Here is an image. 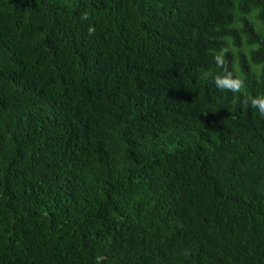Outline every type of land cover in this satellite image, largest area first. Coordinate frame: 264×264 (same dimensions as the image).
<instances>
[{
    "label": "trees",
    "instance_id": "16d2710c",
    "mask_svg": "<svg viewBox=\"0 0 264 264\" xmlns=\"http://www.w3.org/2000/svg\"><path fill=\"white\" fill-rule=\"evenodd\" d=\"M261 95L264 0H0V264H264Z\"/></svg>",
    "mask_w": 264,
    "mask_h": 264
},
{
    "label": "clouds",
    "instance_id": "9594fccd",
    "mask_svg": "<svg viewBox=\"0 0 264 264\" xmlns=\"http://www.w3.org/2000/svg\"><path fill=\"white\" fill-rule=\"evenodd\" d=\"M82 19H88V14L85 12L82 14ZM89 34H94L95 28L90 26L88 29ZM228 49H221L214 55V60L217 68L222 69L223 74H217L214 77V83L217 88L221 90L231 91L232 93H244L245 81L238 75H234L232 71L227 69V60L225 56ZM207 75V73H205ZM250 102L251 107L258 109L261 116H264V95L261 96H248L244 103L247 105Z\"/></svg>",
    "mask_w": 264,
    "mask_h": 264
}]
</instances>
